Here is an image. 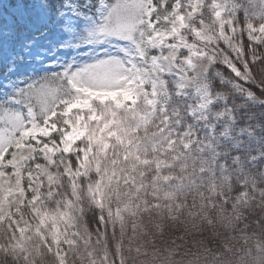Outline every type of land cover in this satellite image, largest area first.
<instances>
[{
	"label": "snow or ice",
	"instance_id": "1",
	"mask_svg": "<svg viewBox=\"0 0 264 264\" xmlns=\"http://www.w3.org/2000/svg\"><path fill=\"white\" fill-rule=\"evenodd\" d=\"M264 264V0H0V264Z\"/></svg>",
	"mask_w": 264,
	"mask_h": 264
},
{
	"label": "clouds",
	"instance_id": "2",
	"mask_svg": "<svg viewBox=\"0 0 264 264\" xmlns=\"http://www.w3.org/2000/svg\"><path fill=\"white\" fill-rule=\"evenodd\" d=\"M201 264H204V262H203V261H201Z\"/></svg>",
	"mask_w": 264,
	"mask_h": 264
}]
</instances>
